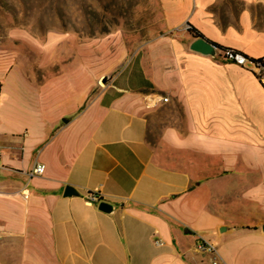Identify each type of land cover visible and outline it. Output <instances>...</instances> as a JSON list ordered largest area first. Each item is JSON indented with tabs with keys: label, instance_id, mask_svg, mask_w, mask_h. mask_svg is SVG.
<instances>
[{
	"label": "crops",
	"instance_id": "obj_1",
	"mask_svg": "<svg viewBox=\"0 0 264 264\" xmlns=\"http://www.w3.org/2000/svg\"><path fill=\"white\" fill-rule=\"evenodd\" d=\"M164 8L166 32L102 84L53 51L0 59V264H264V83L180 27L260 57L264 0Z\"/></svg>",
	"mask_w": 264,
	"mask_h": 264
},
{
	"label": "rangeland",
	"instance_id": "obj_2",
	"mask_svg": "<svg viewBox=\"0 0 264 264\" xmlns=\"http://www.w3.org/2000/svg\"><path fill=\"white\" fill-rule=\"evenodd\" d=\"M165 2L0 0V59L5 63L17 59L26 65L29 59L40 61L45 51H53L65 63L98 69L97 80L102 84V75L113 76L122 59L166 32ZM215 55L220 61L233 62Z\"/></svg>",
	"mask_w": 264,
	"mask_h": 264
},
{
	"label": "built area",
	"instance_id": "obj_3",
	"mask_svg": "<svg viewBox=\"0 0 264 264\" xmlns=\"http://www.w3.org/2000/svg\"><path fill=\"white\" fill-rule=\"evenodd\" d=\"M186 28L188 29L189 26L187 25ZM219 56L223 57L226 60H230L233 62H236L249 70L253 71L254 74H256L259 79L264 83V56L260 58H255L252 56H246L243 52L227 47V48H220L218 49L217 53ZM162 101L166 102L169 100L168 96H162ZM0 160H1V150H0ZM46 165L42 162H38L35 164V166L29 171L30 176L43 174L45 171ZM84 197L91 202L94 203H100L104 200V194L101 191V189H90L85 194ZM159 243H162L160 240ZM198 249L202 252H207L211 254L216 253V245L212 242L208 241H201L198 244ZM212 264H218V261L216 258L212 260Z\"/></svg>",
	"mask_w": 264,
	"mask_h": 264
},
{
	"label": "water",
	"instance_id": "obj_4",
	"mask_svg": "<svg viewBox=\"0 0 264 264\" xmlns=\"http://www.w3.org/2000/svg\"><path fill=\"white\" fill-rule=\"evenodd\" d=\"M191 48L201 53L214 56L217 53L219 46L206 39L204 36H200L191 43ZM66 192L67 194H71L74 191L71 186H68ZM99 207L106 212H112L114 205L108 201H101Z\"/></svg>",
	"mask_w": 264,
	"mask_h": 264
},
{
	"label": "trees",
	"instance_id": "obj_5",
	"mask_svg": "<svg viewBox=\"0 0 264 264\" xmlns=\"http://www.w3.org/2000/svg\"><path fill=\"white\" fill-rule=\"evenodd\" d=\"M188 30H190L195 36L200 37V36H204L199 30H197L196 28H192L191 25L189 26ZM216 44V43H215ZM218 45V44H216ZM220 47V45H218ZM221 48H227V47H221Z\"/></svg>",
	"mask_w": 264,
	"mask_h": 264
}]
</instances>
